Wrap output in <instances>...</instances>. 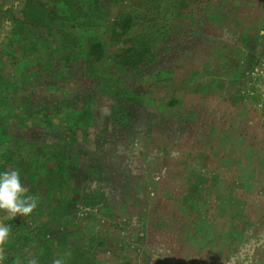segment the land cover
Returning <instances> with one entry per match:
<instances>
[{"label":"rangeland","instance_id":"374dc122","mask_svg":"<svg viewBox=\"0 0 264 264\" xmlns=\"http://www.w3.org/2000/svg\"><path fill=\"white\" fill-rule=\"evenodd\" d=\"M44 2L36 23L27 0H0V173L19 169L39 198L28 217L0 213L11 227L0 264L66 252V264H160L150 253L175 252L183 201L205 192L198 219L215 229L193 264H264V0ZM122 8L134 38L161 20L157 59L117 64ZM95 41L104 55L86 62ZM87 100H110L107 118L91 121ZM193 149L204 151L190 160ZM251 170L256 179H243ZM237 204L239 216L224 209ZM221 226L246 227L243 239L216 245Z\"/></svg>","mask_w":264,"mask_h":264},{"label":"trees","instance_id":"16d2710c","mask_svg":"<svg viewBox=\"0 0 264 264\" xmlns=\"http://www.w3.org/2000/svg\"><path fill=\"white\" fill-rule=\"evenodd\" d=\"M39 1L40 2H38V0H27V5L25 6V10H24V18L26 20H33L34 22L37 23L39 22V20H44L45 19L44 16H47L49 14L47 12L49 7L45 6L44 0H39ZM38 11L40 12V14L38 16H35V12ZM62 21L63 20H61V22ZM159 22H161V20L152 21V23L155 24L151 26L150 31L148 30V32L147 31L144 32L143 35H141V37L136 36L134 38L132 37V34H130L132 28L135 26L136 23L134 18L131 15H129L128 10L125 8H122L119 11H117L113 23L111 25L112 39L114 41H117L118 44H120L119 52L113 56L117 64H120L124 67H134L136 65H140L142 63L143 64L149 63L150 61L157 59L159 57V54L156 51L157 49L155 48L154 43L156 41L162 40L161 38L158 37L159 35H166L162 32V30L163 31L166 30L154 29L157 28ZM165 22H169V21L163 19V23ZM103 55H104V48L102 44L99 41H95L88 46V51L85 59L86 62L88 61L94 63L100 61ZM110 104H112L110 100H106L104 102L98 101L95 102L94 104H91V100H87L85 104L87 107L86 111L90 110L91 121L95 119H100L99 122H101L104 119H106L107 118L106 116L109 115L108 112L111 111ZM108 105L109 107L107 108ZM61 108L62 109L60 110V113L62 115H64L69 111L68 108L65 107L64 105H61ZM203 151L204 149H200V150L193 149L189 155L190 157L188 156V158L191 160L195 158V156L199 154H203ZM237 161L241 163V164L237 163V166L240 165L238 166V168L241 169L243 168V170H247L251 163V160L248 159L246 160L244 157H238ZM255 162L258 167L262 166L260 161L255 159ZM252 174L253 171L249 172L248 174H245L243 179H250L251 177L256 179L257 173L255 172L253 176ZM208 176L206 175L205 177L208 178ZM241 181L239 182L237 180V185H240ZM211 183L215 184L214 180H212V178L209 176L206 187L208 188L209 186H211ZM234 187L235 186L231 188ZM200 188L202 187L200 186L196 187V189H200ZM203 189H205V187H203ZM206 195L207 194L205 192V195L202 196L198 201H192L190 196H188V198H186L183 201V207L182 210L180 211L181 215L178 216V224L176 225L178 230L176 231L175 236L172 238V240L176 242L175 252H170L166 248L164 243H162V245L161 244L158 245V247H160L159 249L161 250H157V252L150 253L153 255L152 256L153 258H155L156 256L161 258V261H157L158 263L193 264L201 261V259L199 258H202L203 260L205 259V256H203L202 252L207 250V246L209 243V232L210 231L213 232L215 229L214 227L215 221L206 217H204L203 219H198V217H200L198 214L202 215L201 213H199L200 210L204 208L206 205H208L209 203L208 201L211 199L210 196L207 199V197H205ZM213 195H217L216 198H220V200L218 201L221 202L225 201L226 206L229 205L228 204L229 200L227 201V197L225 195H222L221 192ZM234 200L237 199L234 198ZM237 205L240 206V204ZM239 206L235 208L224 207V209L227 208L228 209L227 211L231 212V215L239 216L241 211L240 209L243 208V206H240L241 208ZM192 217L194 218L197 217V220H193ZM240 227L241 226L234 228L235 230L233 229L230 231H226V229L228 230L229 226L225 227L226 229H224L223 226H221V230L223 231V233L225 232V234L220 235V232L217 233L215 244L218 246H222L224 248L223 244L221 243V240H225V239L226 241L230 240L229 242L230 244L233 243L235 244V242L242 240L244 237V232L246 230V227L244 229L239 230ZM143 254L147 255L145 252H143ZM170 256H172V259L173 258L174 259L170 260ZM155 260L153 259V261Z\"/></svg>","mask_w":264,"mask_h":264},{"label":"clouds","instance_id":"9594fccd","mask_svg":"<svg viewBox=\"0 0 264 264\" xmlns=\"http://www.w3.org/2000/svg\"><path fill=\"white\" fill-rule=\"evenodd\" d=\"M264 35V32L260 33ZM27 189L22 185L19 169L7 170L0 173V213L5 214V218L12 220L16 216L28 217L37 208L39 198L28 195ZM11 235L10 225L0 222V262L4 261L5 245L9 242ZM70 252L54 257L52 264H66V257H70ZM14 264H38L35 256L26 261L17 257Z\"/></svg>","mask_w":264,"mask_h":264}]
</instances>
